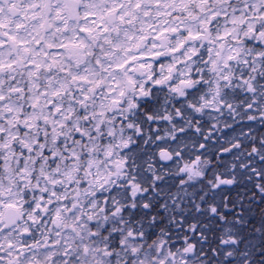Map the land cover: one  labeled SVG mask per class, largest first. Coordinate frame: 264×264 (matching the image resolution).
<instances>
[{
    "label": "snow or ice",
    "instance_id": "snow-or-ice-1",
    "mask_svg": "<svg viewBox=\"0 0 264 264\" xmlns=\"http://www.w3.org/2000/svg\"><path fill=\"white\" fill-rule=\"evenodd\" d=\"M0 264H264V0H0Z\"/></svg>",
    "mask_w": 264,
    "mask_h": 264
}]
</instances>
